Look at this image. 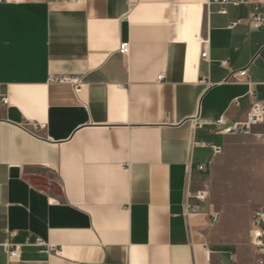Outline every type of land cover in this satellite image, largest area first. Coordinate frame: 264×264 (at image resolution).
<instances>
[{
    "label": "crops",
    "instance_id": "1",
    "mask_svg": "<svg viewBox=\"0 0 264 264\" xmlns=\"http://www.w3.org/2000/svg\"><path fill=\"white\" fill-rule=\"evenodd\" d=\"M206 1L0 3V264H250L258 256L237 228L249 234L264 205V124L230 135L215 121H243L252 101L264 102V24L248 20L255 2L264 15V0ZM246 67L251 86L225 81ZM225 175L249 181L256 202L222 192ZM187 192L207 194L188 215ZM10 232L13 242L40 236L51 248L23 245L9 260Z\"/></svg>",
    "mask_w": 264,
    "mask_h": 264
},
{
    "label": "built area",
    "instance_id": "2",
    "mask_svg": "<svg viewBox=\"0 0 264 264\" xmlns=\"http://www.w3.org/2000/svg\"><path fill=\"white\" fill-rule=\"evenodd\" d=\"M32 0H0V3H20ZM252 0H207L206 4L210 5H244L251 3ZM250 25L252 28H260L264 24V15L260 12V4L255 2L253 9L248 18ZM206 44L209 42L208 38L205 40ZM118 52L122 55H127L130 52L129 42H121L118 48ZM200 57L203 59L208 58V50L205 49L201 52ZM222 66H227L228 60L223 59L220 61ZM165 77L164 74H159L157 76V80L161 81ZM249 72L247 67L239 70H231L229 75L226 77V82H247L251 86V82L248 79ZM65 79L61 76H50V82L58 83L63 82ZM207 85L210 84L208 80H205ZM250 94H253L251 88L249 91ZM2 103L8 104L9 100L7 97L2 98ZM234 105L239 106L240 102L238 99L234 100ZM264 124V102L252 101L247 112L246 118L243 121H237L229 123L225 119L224 116H220L215 121V125L218 126L217 132L223 134L230 135H250L254 133V129L256 126ZM41 127H45V124H41ZM264 134L260 133L259 136L263 137ZM193 146H204V143L199 141H194ZM214 154H220L222 152V148L218 146H212ZM197 170L205 172L207 170V164H197ZM207 198V194L201 192L199 194L191 195L189 192L186 193L185 197V214H191L199 211V203L198 201H204ZM192 199H196L197 201H192ZM213 221L218 219V213H214L212 216ZM14 232H10L8 239L5 242V247L7 250V255L9 260H15L20 258L21 256V247L23 245H36V246H44L47 248H51L43 238L40 236L35 237H27L24 242L17 243L12 241V237L14 236ZM249 242L250 245L255 249L258 256L255 257L250 264H264V205L255 209L251 215L250 222V232H249Z\"/></svg>",
    "mask_w": 264,
    "mask_h": 264
},
{
    "label": "rangeland",
    "instance_id": "3",
    "mask_svg": "<svg viewBox=\"0 0 264 264\" xmlns=\"http://www.w3.org/2000/svg\"><path fill=\"white\" fill-rule=\"evenodd\" d=\"M257 158H259L261 160V154L259 152H256L254 154V159L253 160H254L255 165H256V162L258 160ZM242 159H244V156H242ZM261 164H262L261 165L262 166L261 167L262 168V171L264 172V162H262ZM208 173H210V170L208 171ZM252 182H256V180H254V181L252 180ZM263 182H264V180H263ZM218 184H219V188L221 189V191L224 192L225 194H229L230 192H232L233 195L236 194V196L238 198L240 197L239 198L240 200H243L246 195L248 196V194H250V198H251L250 201L252 203L256 202V199L254 197L255 194L252 191V189H250L252 187L249 185L250 184L249 181L246 182V185L247 186H245V187L243 186L242 187L240 185V183H239V180H237L234 177H232V178H230L229 176L227 177L225 175L222 178V180H219V183ZM237 192H239V194ZM241 192H243V193L241 194ZM251 194H253V195H251ZM248 235H249L248 234V231H246V229L244 228V226H239L237 228V236L239 238H242L243 240H246Z\"/></svg>",
    "mask_w": 264,
    "mask_h": 264
},
{
    "label": "bare ground",
    "instance_id": "4",
    "mask_svg": "<svg viewBox=\"0 0 264 264\" xmlns=\"http://www.w3.org/2000/svg\"><path fill=\"white\" fill-rule=\"evenodd\" d=\"M193 38V37H192Z\"/></svg>",
    "mask_w": 264,
    "mask_h": 264
}]
</instances>
